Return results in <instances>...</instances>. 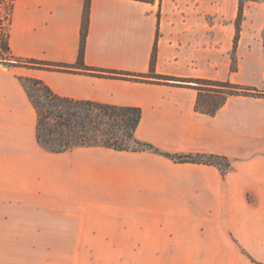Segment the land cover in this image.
<instances>
[{"label":"crops","instance_id":"1","mask_svg":"<svg viewBox=\"0 0 264 264\" xmlns=\"http://www.w3.org/2000/svg\"><path fill=\"white\" fill-rule=\"evenodd\" d=\"M91 0L85 62L256 87L264 93V1ZM85 0H14L9 41L22 59L74 64ZM234 56L236 70H232ZM75 99L137 106L154 150L37 140L20 77ZM173 82L0 62V264H264V95H232L215 114ZM214 154L218 164L185 161Z\"/></svg>","mask_w":264,"mask_h":264},{"label":"trees","instance_id":"2","mask_svg":"<svg viewBox=\"0 0 264 264\" xmlns=\"http://www.w3.org/2000/svg\"><path fill=\"white\" fill-rule=\"evenodd\" d=\"M154 2V0H139ZM240 1L238 31L235 47L238 44L240 23L243 17L244 3ZM264 1V0H252ZM14 0H12L10 24ZM91 0H85L81 44L78 60L74 64L48 62L37 59H25L37 68L59 71L85 72L97 76L116 77L137 81L173 82L178 85L194 86L198 89L197 108L211 115L224 105L232 95L261 96L264 93L256 87L244 86L230 81H219L204 78H177L160 75L155 72L157 59V43L154 45L150 70L147 73H136L124 70L105 69L89 66L85 62V43L89 30V12ZM9 24V29H10ZM9 29L4 32L0 28V62L15 65L22 58L16 57L11 50ZM23 60V59H22ZM234 56L232 70H236ZM37 112L36 136L40 145L46 150L61 153L79 146H105L117 150H154L152 144L136 137V130L142 119V109L137 106L116 105L94 100L75 99L56 93L44 81L34 77H20ZM209 86L213 89H206ZM208 88V87H207ZM185 161L207 162L228 168V159L214 154H188Z\"/></svg>","mask_w":264,"mask_h":264},{"label":"rangeland","instance_id":"3","mask_svg":"<svg viewBox=\"0 0 264 264\" xmlns=\"http://www.w3.org/2000/svg\"><path fill=\"white\" fill-rule=\"evenodd\" d=\"M11 8H12V0H0V28L3 29L4 32L8 31L10 24V16H11ZM20 62L15 65L25 66V67H33L36 66L34 64L28 63L25 59H19ZM9 64V63H6ZM208 87V88H207ZM206 89H213L209 86H205ZM20 183L9 182L8 183H0V188H20Z\"/></svg>","mask_w":264,"mask_h":264}]
</instances>
